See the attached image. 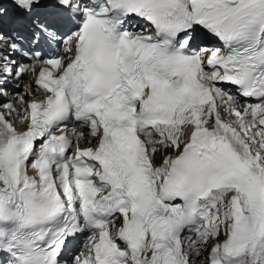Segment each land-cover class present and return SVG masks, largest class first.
I'll return each mask as SVG.
<instances>
[{"label": "snow or ice", "instance_id": "snow-or-ice-1", "mask_svg": "<svg viewBox=\"0 0 264 264\" xmlns=\"http://www.w3.org/2000/svg\"><path fill=\"white\" fill-rule=\"evenodd\" d=\"M0 264H264V0H0Z\"/></svg>", "mask_w": 264, "mask_h": 264}, {"label": "bare ground", "instance_id": "bare-ground-1", "mask_svg": "<svg viewBox=\"0 0 264 264\" xmlns=\"http://www.w3.org/2000/svg\"><path fill=\"white\" fill-rule=\"evenodd\" d=\"M31 65L36 68V72L39 70L40 65L38 63L37 64L31 63ZM24 80H25V82L22 81L23 85L28 84L29 82L34 80V74L30 72L28 77H26V79H24ZM23 91H24V88H23V90H20L21 93H23Z\"/></svg>", "mask_w": 264, "mask_h": 264}, {"label": "rangeland", "instance_id": "rangeland-1", "mask_svg": "<svg viewBox=\"0 0 264 264\" xmlns=\"http://www.w3.org/2000/svg\"><path fill=\"white\" fill-rule=\"evenodd\" d=\"M61 48H62V46H61ZM26 79V78H25ZM23 82H25V80H22ZM22 81H21V87H20V89H19V91L20 90H23V83H22Z\"/></svg>", "mask_w": 264, "mask_h": 264}]
</instances>
